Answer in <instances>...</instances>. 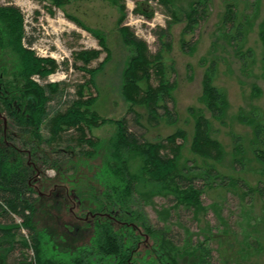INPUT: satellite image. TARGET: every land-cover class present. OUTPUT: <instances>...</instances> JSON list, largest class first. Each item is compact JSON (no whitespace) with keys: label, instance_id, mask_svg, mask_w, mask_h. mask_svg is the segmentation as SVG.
I'll return each instance as SVG.
<instances>
[{"label":"rangeland","instance_id":"374dc122","mask_svg":"<svg viewBox=\"0 0 264 264\" xmlns=\"http://www.w3.org/2000/svg\"><path fill=\"white\" fill-rule=\"evenodd\" d=\"M54 1L0 0V5L13 4L20 8L25 31L34 38L33 50L39 56L56 61L57 68L47 76V81H65L71 96L75 95L77 84L84 83L83 96L94 99L91 109L106 119L125 117L130 129L142 132L148 141L161 140L177 129L183 130L184 140L177 138V143H182L180 165H197L202 169L213 166L220 176H227L223 183L208 180L202 185L203 180L196 181L203 187L202 210L196 214L181 206L173 207L167 198L159 195L150 197L147 202L137 200L151 225H166L172 235L183 237V244L176 246L177 264L203 261L204 252L199 244L210 250L212 264H264V201L256 190L259 182L264 183V160L259 156L264 154V144L257 143L254 137L255 128L260 124L264 136V0H206L207 17L194 29L186 31L184 21L171 24L168 46L162 47L161 53L167 77L173 83L172 108L176 120L172 123L160 120L157 124L148 120L147 110L142 105L134 107L139 114L138 123H133L131 115L126 114L127 103L120 89L130 51L117 27L123 17L122 22L155 52L159 44L154 31L170 20L164 4L157 0H118L123 5L121 8L112 0H59L58 4ZM193 1L167 0V3L180 15ZM140 8L146 9L148 16L140 12ZM227 9L235 13V27L241 24L239 39L235 27L224 23ZM183 41H189L191 49H183ZM90 50L97 51V55L85 64L78 54ZM16 59L17 55L8 49L0 50V74L5 69L4 76L13 79ZM83 67H96L92 82L88 81L89 73ZM207 75L225 100L223 111L217 117L210 114L203 94ZM198 114L206 118L209 135L220 145L216 159L203 158L191 150ZM0 117H7L4 109ZM4 120L10 125L9 119ZM115 130L113 122L92 128L90 135L98 142L97 154L86 160L80 157L64 161L58 164H65L59 172L42 164L39 157L41 152L49 153L53 144L41 145V152L33 151L36 164L43 170L36 188L41 193H48L54 187L61 193L66 192L77 224L85 229L79 242H86L90 232L86 229L87 223L81 222L91 208L88 199L98 196L100 191L89 178L107 153L108 139ZM235 138L239 142H235ZM26 141L32 140L19 135L11 143L25 151L29 149ZM138 168V159H131L132 171ZM236 179L247 188L236 184ZM92 184L96 189L90 188ZM248 189H251L249 193ZM163 209H170L167 215ZM37 218L40 225L47 222L39 214ZM58 220L59 225L75 221L64 211ZM27 253L32 256L30 250ZM0 264H5L1 258Z\"/></svg>","mask_w":264,"mask_h":264},{"label":"trees","instance_id":"16d2710c","mask_svg":"<svg viewBox=\"0 0 264 264\" xmlns=\"http://www.w3.org/2000/svg\"><path fill=\"white\" fill-rule=\"evenodd\" d=\"M112 1L123 8L118 0ZM157 1L164 4L170 20L154 31L159 44L155 52L122 22L123 17L117 27L130 51L120 93L127 103L126 114L131 115L135 124L139 117L134 108L137 105L146 108L147 118L154 124L160 120L167 123L176 120L172 108L173 83L167 77L161 48L168 46L172 23L184 21L188 31L207 17L206 0L193 1L180 15L168 7L167 0ZM140 12L148 11L140 8ZM234 19V11L227 9L224 23L235 27ZM24 25L18 6L0 5V50L8 49L17 55L14 78L5 77V69L0 74V111L4 109L7 113V117H0V258L5 264H177L176 246L183 244V237L172 235L166 225H151L137 200L141 198L147 202L150 197L159 195L167 198L173 207L181 206L196 214L202 210V185L208 180L223 183L227 176H220L213 166L202 169L197 165H180L182 143H177V138L184 140L183 130L177 129L161 140L148 141L142 132L130 129L125 117L106 119L91 109L94 99L83 96L84 83L77 84L75 95L71 96L65 81L48 82L47 76L57 68L56 61L39 56L33 50L34 38L26 33ZM235 32L239 39L242 35L240 23ZM99 42L104 47L102 38ZM189 44L183 41L182 48L191 49ZM96 55L94 50L81 51L78 58L86 64ZM83 68L89 73L88 81L92 82L96 67ZM208 78L207 75L203 94L210 114L217 117L223 111L225 100ZM6 118L10 125L4 122ZM108 122L115 123L116 130L108 139L107 153L89 178L100 191L98 196L88 199L91 208L81 222L87 223L86 229L90 232L86 242H79L85 229L77 224L66 192L61 193L57 187L48 193L38 191L35 183L43 170L32 155L33 151L41 152V145L53 144L49 153L41 152L39 157L42 164L59 172L65 164H58L64 161L80 157L86 160L97 154L98 142L90 131ZM258 126L254 137L257 143L264 144L263 127ZM208 131V121L198 114L190 147L203 158L216 159L221 148ZM19 135L31 138L32 141H26L29 149L21 151L11 143ZM235 142H239L238 138ZM259 156L264 160L263 153ZM133 158L139 161L136 171L131 169ZM196 170L200 173H195ZM199 179L203 180L202 185H197ZM234 182L247 188L240 179ZM90 188L95 186L92 184ZM256 190L264 201V183L259 182ZM168 210L163 209V213L167 215ZM62 211L75 221L59 225ZM38 214L47 220L44 225L37 220ZM198 247L204 252L200 263L212 264L210 250L201 244Z\"/></svg>","mask_w":264,"mask_h":264}]
</instances>
